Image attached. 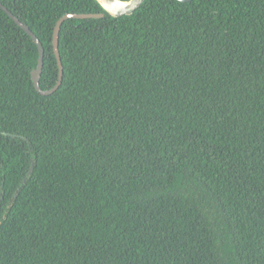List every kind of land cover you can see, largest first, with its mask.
<instances>
[{"label": "trees", "instance_id": "16d2710c", "mask_svg": "<svg viewBox=\"0 0 264 264\" xmlns=\"http://www.w3.org/2000/svg\"><path fill=\"white\" fill-rule=\"evenodd\" d=\"M0 3V264H264V0Z\"/></svg>", "mask_w": 264, "mask_h": 264}, {"label": "water", "instance_id": "95a60500", "mask_svg": "<svg viewBox=\"0 0 264 264\" xmlns=\"http://www.w3.org/2000/svg\"><path fill=\"white\" fill-rule=\"evenodd\" d=\"M143 0H96V2L99 4V6L109 15L113 17H118L121 15L131 14L133 13L142 3ZM182 2H188L190 0H179ZM0 8L4 10L23 30H25L32 38L34 43L37 46L38 49V58H37V64L36 67L31 71V78L33 81V85L35 89L40 92L41 94L47 95L55 91L61 82V76H62V66L60 61V56L58 52V32L60 29L61 23L67 19V18H97L101 17L102 13H67L61 16L53 29V51L57 60V66H58V79L57 82L53 87L47 90H41L39 87V76L42 69V57H43V48L41 46L40 41L37 39V37L29 30V28L22 24L15 16H13L1 3Z\"/></svg>", "mask_w": 264, "mask_h": 264}]
</instances>
